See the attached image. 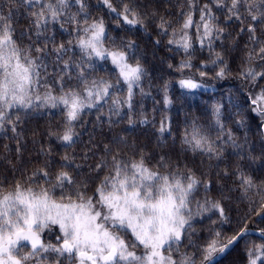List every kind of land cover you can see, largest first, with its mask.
Returning a JSON list of instances; mask_svg holds the SVG:
<instances>
[{
  "label": "snow or ice",
  "instance_id": "6c2138e0",
  "mask_svg": "<svg viewBox=\"0 0 264 264\" xmlns=\"http://www.w3.org/2000/svg\"><path fill=\"white\" fill-rule=\"evenodd\" d=\"M139 33L173 54L159 84ZM237 252L264 264V0H0V264Z\"/></svg>",
  "mask_w": 264,
  "mask_h": 264
},
{
  "label": "trees",
  "instance_id": "16d2710c",
  "mask_svg": "<svg viewBox=\"0 0 264 264\" xmlns=\"http://www.w3.org/2000/svg\"><path fill=\"white\" fill-rule=\"evenodd\" d=\"M152 31V29H150ZM137 39V42L140 44L141 49L146 51L148 53V59L146 61V66L148 67L149 71L153 74V76L156 78L154 81V84H159L161 82L160 77H164L165 79L169 78V73L171 72L170 69L167 68V65L163 62L161 58L165 57H171L173 54L168 53L164 48L160 49H154L151 43V40L149 37L143 33L137 34L135 37ZM155 37H153L154 39ZM153 52H155V55H153ZM181 57L179 55L176 56L175 60H172V63L178 62V60ZM236 65H233V68L235 69ZM235 74V73H234ZM103 75V73H101ZM173 83H175V80L178 79V76L172 77ZM232 87V81H225V82H217V87L215 90H208L207 92H202L201 95H199L196 100L194 101L195 104L200 105L201 101H210V98H216L220 95L226 93L228 88ZM179 95V92L176 93ZM155 95V92L153 93ZM145 107L150 111L153 104L151 99H147L145 102ZM190 112H192L194 115L199 116L202 112V106L197 108L189 109ZM86 119H92V117H86ZM179 119L182 121L184 119L183 112L180 114ZM61 120V116L58 111H53L51 115H45V114H39L37 115L31 127H38L41 130H43L45 127H47L48 124H57ZM251 123V130L249 131L248 135L251 137V140L256 145H259L262 137H261V130L257 127V124L259 123L258 119H255L250 122ZM231 126V125H230ZM119 131V129L117 130ZM239 135V133H238ZM140 132L137 130L136 133L133 134V138L139 137ZM254 168H256V175L261 174V169L259 162L257 164L253 165ZM215 195V193H213ZM243 207V206H241ZM234 217V214H233ZM213 219H216V217H213ZM198 228L201 227V225H197ZM228 226H225L223 229L224 231H227ZM203 235H207L206 229L202 232ZM242 259V256L239 252L234 253L232 256L228 257V261L225 262V264H230L232 261H238Z\"/></svg>",
  "mask_w": 264,
  "mask_h": 264
}]
</instances>
